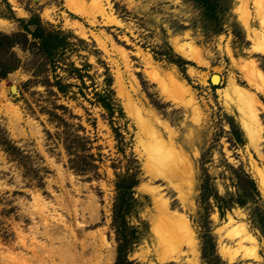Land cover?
<instances>
[{"label": "rangeland", "instance_id": "1", "mask_svg": "<svg viewBox=\"0 0 264 264\" xmlns=\"http://www.w3.org/2000/svg\"><path fill=\"white\" fill-rule=\"evenodd\" d=\"M258 1L0 0V31L17 29L11 13L23 18L37 14L43 24L82 38L70 57L77 65L88 62L98 84L103 64L108 67L124 112L123 152H132L140 169L134 200L124 215L136 226L137 240L128 254L134 264H211L202 257L200 237L207 220L216 264H264V216L263 224L254 218L252 202L233 203L219 216L210 196L206 219L198 202L202 170L210 174L214 192L224 194L233 190L224 160L242 162L255 180L264 211V186L259 183L264 172V86H251L241 70L250 61L264 72V52L252 42L254 32L264 35V0ZM189 46L196 52L186 57L180 49ZM12 49L21 62L0 77V140L14 145L27 164L44 168L40 176H28L0 145V264H111L114 180L125 157L102 109L76 93V98L57 101L78 115L71 120L79 121L85 134H95L92 144L99 148L91 150L100 152V161L97 176L68 168L62 144L46 137L45 129L52 132L53 124L35 103L42 85L23 84L32 77L28 51L18 45ZM173 54L187 62L176 64L170 60ZM172 79L187 91L175 93ZM229 80L256 97V138L250 139L240 112L222 91ZM231 124L241 131L242 144L231 137ZM154 130L159 138L154 139ZM158 140L161 147L172 143L177 150L175 166L154 164ZM175 216L178 231L168 229ZM243 230L253 242L240 240Z\"/></svg>", "mask_w": 264, "mask_h": 264}, {"label": "trees", "instance_id": "2", "mask_svg": "<svg viewBox=\"0 0 264 264\" xmlns=\"http://www.w3.org/2000/svg\"><path fill=\"white\" fill-rule=\"evenodd\" d=\"M9 12H12L10 8ZM9 15L17 21V29L9 32L0 31V77L13 70L21 62V58L12 47L18 45L26 49L29 55L27 61L29 64H27L32 77L26 79L23 84L42 85V89L37 90L39 98L35 103H37L38 110L44 112L48 122L54 126L52 132L45 129L46 137L52 139L53 136L56 141H59L66 154V166L75 173L86 174V177L98 175L97 163L100 161V152L92 151L91 148L93 146L99 148V144H92V141L96 139L95 134L91 136L85 134L80 122L71 120V118H78V115L71 112L65 103L57 99L76 98V93H78L82 99L102 109L100 114L109 124L116 147L125 157L123 170L116 173L114 180L116 194L112 204L110 225L113 229L115 254L111 264H134L128 254L137 240L136 226L129 223L124 215L134 200L133 186L139 180L140 169L132 152L129 155L123 152V147L127 142L122 132V128L125 127V119L121 120L124 112L111 85L112 77L108 67L103 64V76L98 84L92 73L87 70L88 62L83 60L80 65H77L70 57V52L74 51L79 42L83 41L82 38L52 24H43L37 14H30L26 18L15 17L12 13ZM82 47L85 46L82 45ZM97 60L102 63V60L98 58ZM170 60L181 66L187 62L177 54L170 56ZM71 78L74 79L71 80ZM90 124L95 127L94 117L91 118ZM230 135L236 143H243V136L236 124L230 125ZM0 145L8 156L16 160L23 168L25 174L40 176V168L44 166L33 167L27 164L24 156L19 155L18 150L6 138L0 140ZM224 166L230 174V181L233 185L232 192L226 190L224 194L214 192L210 174L207 170L201 171L198 202L203 209L205 219L210 204L208 199L212 196L219 216H223L225 210L230 209L233 203L243 205L250 201L254 205L252 210L254 218L263 224L264 211L258 205L261 196L254 178L242 162L232 164L224 160ZM207 223L208 220L205 225L200 226L202 227L200 229L202 257L211 264H216V258L210 252L213 245L210 241L211 232Z\"/></svg>", "mask_w": 264, "mask_h": 264}, {"label": "bare ground", "instance_id": "3", "mask_svg": "<svg viewBox=\"0 0 264 264\" xmlns=\"http://www.w3.org/2000/svg\"><path fill=\"white\" fill-rule=\"evenodd\" d=\"M258 3L260 4L261 1L260 2L258 1ZM258 3H256V4H258ZM246 27L249 28V26L247 24V21H246ZM247 30H249V29H247ZM253 35H254L252 37L253 46L258 48L260 51L264 52V35H263V33L261 34V33H255L254 32ZM180 50H181V53L184 56H186V57H190L192 52H196V50L193 51L194 49L191 46H189L188 50H185V49H180ZM242 68H243V69H241V70H243V74L242 75H243V77L246 79V81L251 86H255V88L257 86L258 87L264 86V72H262L252 62H250V61L247 62L245 64V66L242 67ZM175 78H177V77H175ZM170 82L173 85L175 93L187 91V88L184 87L182 85V83H180L179 81H177L175 79H172V81H170ZM258 87H257V89H258ZM222 91H224V93L227 96L228 100L233 102V104L235 105L237 110L240 112L242 125H243L245 131L247 132V134L250 136V139L256 138V136L258 134L257 131L259 130L258 129V125H259L258 115H257L256 109H255V106H254L256 101H257L256 97L253 95V93H251L245 87L239 85L238 83L233 82L232 80L228 81L226 87L224 88V90L222 89ZM138 111H136L138 116H141ZM141 121H143V120L141 119ZM164 127L167 128V125L164 124ZM152 134H153L154 139L160 137L159 133L156 130H154ZM160 142L161 141H159V143H158L160 145V146H158L160 148V150L157 151L155 157L153 158L154 159V164L160 165V166L161 165L162 166L165 165V166L169 167L171 165V163H172V165L175 166L177 164V161H178V158H177L178 152H177V150L172 145V143L164 144L161 147L162 142L161 143ZM159 148H157V149H159ZM259 183L261 184V186H264V172H261V175H260V178H259ZM161 208H163V207H161ZM178 219H179V217L175 216L174 219L169 221L170 222L169 225H168V227H169L168 229L169 230H175L176 229L178 231L177 228H178V226L181 225V224L179 225L180 220L178 221ZM181 222H183V221H181ZM183 226H185V225H183ZM184 228H186V227H184ZM154 231H156V230H154ZM240 231H242V230H240ZM241 235H242V237L240 238L241 241H249V242L250 241L251 242L254 241V239L245 230H243V233Z\"/></svg>", "mask_w": 264, "mask_h": 264}, {"label": "water", "instance_id": "4", "mask_svg": "<svg viewBox=\"0 0 264 264\" xmlns=\"http://www.w3.org/2000/svg\"><path fill=\"white\" fill-rule=\"evenodd\" d=\"M10 87H11V88H14V84H11Z\"/></svg>", "mask_w": 264, "mask_h": 264}]
</instances>
